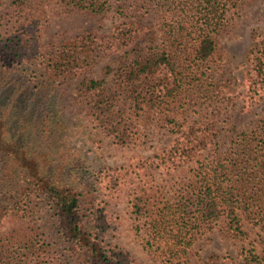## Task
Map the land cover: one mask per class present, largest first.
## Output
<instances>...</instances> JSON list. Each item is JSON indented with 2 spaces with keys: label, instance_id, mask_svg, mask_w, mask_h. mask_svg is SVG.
Instances as JSON below:
<instances>
[{
  "label": "rangeland",
  "instance_id": "374dc122",
  "mask_svg": "<svg viewBox=\"0 0 264 264\" xmlns=\"http://www.w3.org/2000/svg\"><path fill=\"white\" fill-rule=\"evenodd\" d=\"M22 1L39 23L29 34L14 27ZM147 1L150 11L142 16L138 8L146 0H128L124 13L114 0L104 12L61 0H0V178L5 170L14 173L12 181L0 179V238L26 235L42 247L39 257L29 258L28 252L6 248L0 264L19 253L24 254L21 264H264V222L247 215L241 221L245 236H227L222 216L195 228L192 243L181 253L174 237L151 231L150 220L132 212L136 184L159 188L162 193L153 199L162 207L182 204L180 191L191 193L209 167L223 165L236 141L262 130L264 0H239L216 36L213 56L174 65L178 80L165 64L155 77L135 80L130 91L118 94L111 123L103 125L83 82L105 79L115 86L128 73L125 65L141 52L163 48L157 44L172 35L157 8L168 9L176 0ZM137 17L145 26L143 36L129 45L117 42V30ZM84 36L94 42L109 37L108 54L91 58V52L80 69L73 68L78 75L59 78L51 62L65 46L80 50ZM157 85L161 89L152 94L149 88ZM201 134L207 138L198 152L164 161V151L179 139L191 144ZM11 148L15 153L9 156ZM28 164L30 177L22 171ZM46 176L78 196L80 230L38 198L39 181ZM30 190H35L32 198L20 194Z\"/></svg>",
  "mask_w": 264,
  "mask_h": 264
},
{
  "label": "trees",
  "instance_id": "16d2710c",
  "mask_svg": "<svg viewBox=\"0 0 264 264\" xmlns=\"http://www.w3.org/2000/svg\"><path fill=\"white\" fill-rule=\"evenodd\" d=\"M61 1L78 9L95 12H104L107 6L110 7L114 4L111 3V0ZM114 1L122 13L129 7L127 5L128 0ZM238 2L239 0H176L168 9L159 6L157 12L163 15L166 20L164 25L168 28V32L172 34L168 39H163L161 44H157L162 45L163 48L159 47L148 54L139 53L131 64L125 65L128 73H125L121 77V81L115 86L106 85L105 79H88L83 82L89 106L95 114L97 113L103 125L111 123L115 113L114 110L118 106V94L130 91L135 86V80H140L143 76L155 77L162 72L161 66L163 64L170 68L171 73L178 80L179 77L175 73L174 65H183L188 61L200 63L211 58L216 49V36L228 24L229 15L234 13ZM130 5H134V2H131ZM21 6V9L20 7L16 8L17 17L14 27L18 26L17 29L22 34H29L28 32L39 24L38 19L33 17L35 13L29 11V7L24 1L21 2ZM138 10H144L142 16L147 14L150 11L148 1L143 2ZM125 27L126 29L117 30V42H120V44L129 45L134 39L143 36L142 32L145 26L141 18L137 17L131 20L126 23ZM185 32L190 36L186 37ZM154 40L158 41L157 38ZM28 42L36 43V41L30 39ZM80 42V50H77L76 45L72 47L65 46L51 62L54 67L53 70L59 78L66 79V77L78 75L79 70L73 71V68L80 69L81 62L87 60L91 52L92 58L94 53H97V56L105 52L108 54L110 49L109 37H97V42H94L93 37L84 36L83 39L78 41V43ZM68 49L72 52L71 55L67 53ZM159 89L161 88H158V85L149 88L152 94ZM140 94L141 92H139L137 98L141 100ZM143 100H146V98L144 97ZM204 138L207 137L201 134L191 144L183 138L179 139L176 145H172L164 151L163 155L167 156L163 158L164 161L175 162L176 160L187 159L194 150L197 152L200 150L199 145L205 141ZM242 139L236 141L232 150L222 158L223 165L216 164L205 171L202 180L196 182V186L193 187L191 193L189 190L185 191V189L180 191V200L186 203L183 201L179 205L165 203V206L162 207L160 206L161 202L156 204L154 201H157V199H153L155 193H162L159 188H156L155 185L146 188L144 184H136L135 189L137 191L133 193L132 212L141 221L145 220L148 223L150 220L151 231L154 230L162 237H174L173 245H180L181 248L178 250H181V253H185L186 247L192 243V234H194L195 228L199 227L202 222L218 220L222 216L225 220L223 231L227 236H245L247 233L241 222L243 215L264 222V126L255 135H245ZM4 152L7 153L5 150ZM14 153L15 151L12 148L9 149V156ZM7 155L8 153L6 157ZM29 167L28 164L22 170L28 177L31 175ZM219 167L222 168L219 169ZM13 177L12 170H5L0 179L4 182L7 180L12 181ZM47 177L46 179L41 178L39 181L37 187L38 198H41L46 204L54 205L55 211H60L70 221L71 227L80 230V225L77 222L78 216L76 215V210L79 208L78 196L70 189L59 188ZM34 191L30 190L29 193L24 191L20 194L22 197L29 198L30 193ZM18 192L20 191L18 190ZM32 196L34 194L30 198ZM189 207L196 209L191 211ZM172 209H175V211L170 212ZM7 214L9 213L6 211L3 213V215ZM172 214V218H169ZM174 227H177L176 233H173ZM13 242L18 245L16 248L14 247L15 249L11 247ZM6 248L15 250L14 253L20 250L23 253L28 252V258L30 254L34 256L37 254L39 257L42 250V247L34 238L29 239L26 235L16 236L14 234H10L7 238H0V256L5 253ZM8 251L9 249H7ZM105 253L101 256L106 257ZM19 254L15 256H13L14 254L8 255L4 259L6 260L5 264H21L19 262L24 254ZM108 264H114V262H108Z\"/></svg>",
  "mask_w": 264,
  "mask_h": 264
}]
</instances>
